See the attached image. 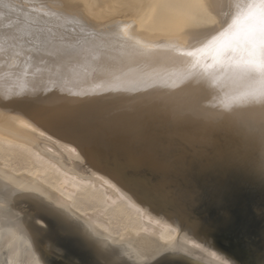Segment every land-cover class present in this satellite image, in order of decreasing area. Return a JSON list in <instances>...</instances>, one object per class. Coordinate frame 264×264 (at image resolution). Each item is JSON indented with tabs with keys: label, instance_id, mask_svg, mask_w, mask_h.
<instances>
[{
	"label": "bare ground",
	"instance_id": "obj_1",
	"mask_svg": "<svg viewBox=\"0 0 264 264\" xmlns=\"http://www.w3.org/2000/svg\"><path fill=\"white\" fill-rule=\"evenodd\" d=\"M191 157L264 171V0H0V264L59 234L97 264H241L173 193Z\"/></svg>",
	"mask_w": 264,
	"mask_h": 264
},
{
	"label": "rangeland",
	"instance_id": "obj_2",
	"mask_svg": "<svg viewBox=\"0 0 264 264\" xmlns=\"http://www.w3.org/2000/svg\"><path fill=\"white\" fill-rule=\"evenodd\" d=\"M9 160L16 169L24 166L18 158ZM198 160V158H190L189 167L185 169V178L178 179L180 186L172 184L173 193L183 200L188 216L201 221L205 229L204 234L198 231L212 245L241 264H264V252L261 248L264 238V176L260 171H248L242 167L227 166L229 168L224 167L222 170L217 159L210 160L206 166L202 165V173L196 176L193 172H196L199 166ZM215 161L217 163H214ZM144 173H147L152 181H157L154 173L150 171H144ZM210 175H213V178L206 183L204 179ZM206 190L211 191L212 195L206 197ZM231 192L240 197L232 200L224 196ZM3 203L0 200L1 207L12 212V208L8 205L3 206ZM17 210L20 214L26 215L23 208H17ZM48 222L47 226L50 229L54 221L50 219ZM115 224V230L123 227L120 221ZM51 235L54 237L56 233ZM71 240L67 235L59 234L55 239L57 245L54 242V246L45 248L46 261L49 264H68L66 260H72L74 264H86L84 260H81L80 254L75 256L73 252L57 251L58 247L71 248L74 245ZM163 260L166 264L181 263L178 261L171 263L165 258L160 259V261Z\"/></svg>",
	"mask_w": 264,
	"mask_h": 264
},
{
	"label": "water",
	"instance_id": "obj_3",
	"mask_svg": "<svg viewBox=\"0 0 264 264\" xmlns=\"http://www.w3.org/2000/svg\"><path fill=\"white\" fill-rule=\"evenodd\" d=\"M197 163H198V168H196V172H193L194 174L193 175H196V176H198V174H201L202 173V161L199 159L198 161H197ZM260 173L264 176V171H260ZM212 178H213V175H210V176H208V178H205L204 179V181L206 182V183H209L211 180H212ZM210 195H212V192L211 191H209V190H206L205 191V196L206 197H208V196H210ZM224 196L225 197H227V198H229V199H232V200H235L236 198L238 199L239 197H238V195H236L235 193H228V194H224ZM232 210V209H231ZM255 222V221H254ZM197 224H198V230L201 232V233H203L204 234V227L202 226V224H201V221H197ZM256 224H258V222H256ZM54 226V222H53V224H51V227H53ZM70 239H72L71 241L74 243V245L71 247V248H69V249H63V251L64 252H70V253H72L73 255H77V254H80V256H81V260H84V262L86 263H88V264H90V261H93L92 259V257H91V255L89 254V252L88 251H86L84 248H82L81 246H80V244L77 242V241H75L71 236H68ZM72 242H71V244H72ZM213 243V242H212ZM214 244V243H213ZM261 248L263 249V252H264V238H263V241H262V246H261ZM74 263V262H73ZM95 262L93 261L91 264H94ZM95 264H97V262L95 263ZM156 264H166V262L163 260V261H160V262H157ZM180 264H190V263H188V262H185V263H180Z\"/></svg>",
	"mask_w": 264,
	"mask_h": 264
}]
</instances>
